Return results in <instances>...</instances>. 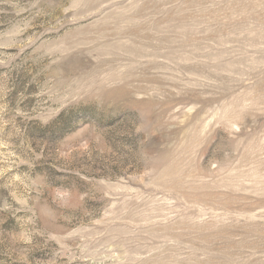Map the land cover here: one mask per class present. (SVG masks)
Segmentation results:
<instances>
[{"label": "rangeland", "instance_id": "obj_1", "mask_svg": "<svg viewBox=\"0 0 264 264\" xmlns=\"http://www.w3.org/2000/svg\"><path fill=\"white\" fill-rule=\"evenodd\" d=\"M0 264H264V0H0Z\"/></svg>", "mask_w": 264, "mask_h": 264}]
</instances>
